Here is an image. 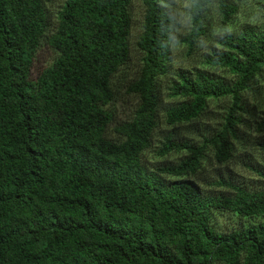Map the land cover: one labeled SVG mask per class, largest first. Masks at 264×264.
<instances>
[{"label":"trees","instance_id":"trees-1","mask_svg":"<svg viewBox=\"0 0 264 264\" xmlns=\"http://www.w3.org/2000/svg\"><path fill=\"white\" fill-rule=\"evenodd\" d=\"M51 1L0 0V264H264V188L220 178L215 184L229 191L210 193L189 179L208 152L218 163L233 156L251 112L244 94L264 70V28L244 24L210 45L204 62L231 79L198 67L175 71L167 87L175 103L163 111L171 129L156 152L184 155L151 168L144 154L171 69L167 0H141L142 63L126 87L137 104L113 127L116 139L106 135L109 106L113 76L129 60L134 0H65L48 32ZM190 1L188 55L210 36L212 5L230 25L243 0ZM43 43L55 57L34 73ZM222 99L229 104L214 133L199 143L177 134V125L200 120ZM223 214L251 221L227 231L214 220Z\"/></svg>","mask_w":264,"mask_h":264},{"label":"rangeland","instance_id":"rangeland-1","mask_svg":"<svg viewBox=\"0 0 264 264\" xmlns=\"http://www.w3.org/2000/svg\"><path fill=\"white\" fill-rule=\"evenodd\" d=\"M65 0H52L45 4L48 15V32H51L56 26L57 13ZM167 5L173 13L174 26L171 35V69L167 76L161 79L162 107L159 112V126L155 129L152 137L150 148L145 151L144 160L147 165L154 168L155 165L162 164L165 161L175 162L184 152H172L166 156H158L157 148L163 134L171 129L163 121L164 109L175 103L167 93V87L170 81L175 77V71L179 69L204 68L217 75L225 76L229 79L232 76L225 69L207 65L205 54L210 49V45H216L215 39L218 35L229 31L239 29L244 24L254 25L258 28H264V0H243L240 5L234 21L230 25L220 23L217 10L212 5L209 13L211 21V32L208 38L198 44V48L194 54L188 55L186 43L183 37L190 29L189 10L191 8L190 0H167ZM131 13V29L129 34V60L126 65L113 76V84L115 89V97L109 108L113 112V119L107 128V136L116 139L113 127L131 118L137 104V98L134 94L126 91L127 84L136 78L142 63V53L136 46V41L142 31V21L144 7L141 0H134L130 7ZM55 52L46 44H42L36 52L33 72L48 66ZM256 90L246 91L245 96L248 100L251 112L244 114L245 123L239 125V140L235 142V151L233 156L226 163H218L211 152L203 163L202 169L196 175L190 176L189 179L195 180L203 188L205 192L217 193L227 192L229 188L223 185L215 184L220 178H229L249 190H259L264 188V176L248 166H256L264 169V151L260 143L264 140V126L258 129L256 123L260 121L264 115V70L257 78ZM229 100L222 99L219 101H210L208 108L201 116V119L192 123H186L176 126L177 134L181 138H193L197 143L202 138L209 136L220 128L223 120L225 108L228 106ZM248 164V166H247ZM254 164V165H253ZM214 220L217 226L223 230H230L248 224L251 220L247 218L237 217L230 214L215 215ZM256 220H263L258 218Z\"/></svg>","mask_w":264,"mask_h":264}]
</instances>
